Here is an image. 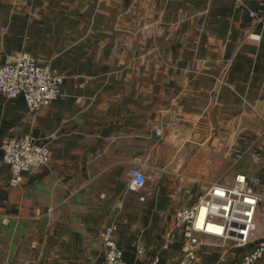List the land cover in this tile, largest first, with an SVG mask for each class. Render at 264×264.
<instances>
[{
  "label": "crops",
  "instance_id": "1",
  "mask_svg": "<svg viewBox=\"0 0 264 264\" xmlns=\"http://www.w3.org/2000/svg\"><path fill=\"white\" fill-rule=\"evenodd\" d=\"M259 10L254 0H0V62L26 51L66 94L36 111L0 94V145L30 135L50 150L12 186L0 147V264H103L108 224L125 262H139L142 243L145 258L177 264L181 230L160 248L175 210L237 173L261 195L264 238V29L248 15ZM132 163L146 175L138 190L127 189ZM199 237V264H239L251 246Z\"/></svg>",
  "mask_w": 264,
  "mask_h": 264
},
{
  "label": "built area",
  "instance_id": "2",
  "mask_svg": "<svg viewBox=\"0 0 264 264\" xmlns=\"http://www.w3.org/2000/svg\"><path fill=\"white\" fill-rule=\"evenodd\" d=\"M254 1L259 4L260 10L249 11L248 15L264 29V0ZM143 32L149 33L148 25L143 26ZM61 83L62 76L48 62L37 60L26 51H14L0 62V94L9 99L21 96L31 111L47 106L54 100H65L66 94ZM152 131L157 139L162 138L159 124H154ZM0 147L2 161L10 168L9 183L12 186L21 182L22 172L49 162L48 146L37 143L30 135L5 138ZM241 156L242 151L234 149L229 159L231 163H236ZM126 176L128 190H138L146 182L144 171L136 163L128 167ZM260 200L261 195L243 173L235 174L233 182L228 185L213 182L193 205L175 210L173 224L165 230L160 248H168L175 238V231L179 229L183 240L177 264H199L197 247L202 243L199 234L219 238L222 242L231 241L234 246L251 244L239 264H255L264 253V238L256 235V212ZM114 207L121 208V204L116 203ZM208 224L221 228L211 232L207 230ZM99 239L103 247V264H159L158 254L144 257L146 249L142 243L136 247L139 262H125L116 243L113 224L103 227Z\"/></svg>",
  "mask_w": 264,
  "mask_h": 264
},
{
  "label": "bare ground",
  "instance_id": "3",
  "mask_svg": "<svg viewBox=\"0 0 264 264\" xmlns=\"http://www.w3.org/2000/svg\"><path fill=\"white\" fill-rule=\"evenodd\" d=\"M220 228H221V227H219V226H212V225H210V224L207 225V230H208V231H211V232H212V231H213V232H214V231H218V230H220Z\"/></svg>",
  "mask_w": 264,
  "mask_h": 264
},
{
  "label": "rangeland",
  "instance_id": "4",
  "mask_svg": "<svg viewBox=\"0 0 264 264\" xmlns=\"http://www.w3.org/2000/svg\"><path fill=\"white\" fill-rule=\"evenodd\" d=\"M239 160H240V159H239ZM234 176H235V175H234ZM234 176H233V178H234ZM232 182H233V179H232ZM232 182H231V183H232ZM231 183H230V184H231Z\"/></svg>",
  "mask_w": 264,
  "mask_h": 264
}]
</instances>
